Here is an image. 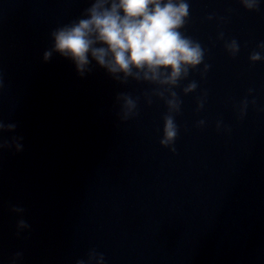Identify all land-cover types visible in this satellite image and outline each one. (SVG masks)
<instances>
[{
  "label": "water",
  "instance_id": "1",
  "mask_svg": "<svg viewBox=\"0 0 264 264\" xmlns=\"http://www.w3.org/2000/svg\"><path fill=\"white\" fill-rule=\"evenodd\" d=\"M90 3L0 0V119L17 124L5 137H23L22 151H0V264H13L16 252L14 264H75L93 249L103 264H264V60H249L264 41V0L258 10L188 0L180 31L207 49L211 67L175 89V152L159 144L165 104L145 103L153 85L121 84L95 61L80 76L58 53L42 60L49 33ZM233 38L235 57L224 48ZM190 80L197 89L182 93ZM120 92L140 97L126 121ZM20 218L30 227L17 235Z\"/></svg>",
  "mask_w": 264,
  "mask_h": 264
},
{
  "label": "clouds",
  "instance_id": "2",
  "mask_svg": "<svg viewBox=\"0 0 264 264\" xmlns=\"http://www.w3.org/2000/svg\"><path fill=\"white\" fill-rule=\"evenodd\" d=\"M247 10H258L259 0H240ZM190 15L188 0H91L78 17L66 24L54 28L50 33L51 47L43 52L42 60L47 62L58 53L70 59L80 76L92 70V62L103 69L121 84L129 79L153 85L143 95L145 103L151 105L152 97L163 101L166 112L162 115V136L159 144L175 152V140L179 126L175 116L181 111L182 100L175 89L181 81L187 79L191 71H197L203 79L211 65L205 63L207 49L201 43L180 31L186 25ZM210 14L207 19L211 20ZM223 19V18H221ZM217 39L223 40L224 33L219 32ZM252 51L251 62L264 60V41ZM225 51L235 57L240 44L233 38L224 41ZM202 65V67H198ZM198 87L196 80H190L181 91L184 94L194 92ZM252 89H248L251 93ZM119 104L117 115L126 121L138 115L140 97L126 92L116 95ZM207 99L206 90L196 98V111L201 110ZM249 101L239 103L238 116L245 115ZM251 103H255L253 99ZM205 124L203 119L196 121L197 127ZM16 123H5L0 119V151L23 150L21 136L5 137L4 132H12ZM217 130L221 122H216ZM227 130V129H225ZM11 211L22 214L24 208L12 206ZM30 225L20 218L16 222L17 235ZM16 252L13 258H20ZM103 264L104 256L94 249L87 253V259H78L75 264Z\"/></svg>",
  "mask_w": 264,
  "mask_h": 264
}]
</instances>
